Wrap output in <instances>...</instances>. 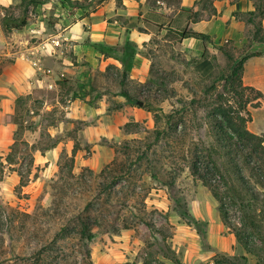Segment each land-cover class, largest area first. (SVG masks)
Masks as SVG:
<instances>
[{
	"label": "rangeland",
	"instance_id": "374dc122",
	"mask_svg": "<svg viewBox=\"0 0 264 264\" xmlns=\"http://www.w3.org/2000/svg\"><path fill=\"white\" fill-rule=\"evenodd\" d=\"M37 1L19 30L23 0H0V77L19 56L43 58L79 12L114 0ZM248 1L237 13L248 42L227 46L235 60L248 55L245 90L218 81L234 66L223 52L194 60L168 32L139 49L103 47L111 61L88 81L64 76L14 104L0 99V123L15 124L17 113L22 122L0 140V157L22 142L0 176V264L264 263V231L250 225L264 210V143L256 154L246 136L264 138V50L248 54L264 15Z\"/></svg>",
	"mask_w": 264,
	"mask_h": 264
},
{
	"label": "crops",
	"instance_id": "0c3cea01",
	"mask_svg": "<svg viewBox=\"0 0 264 264\" xmlns=\"http://www.w3.org/2000/svg\"><path fill=\"white\" fill-rule=\"evenodd\" d=\"M174 2L178 5L173 6ZM247 2L114 0L109 6L101 4L88 15L79 12L67 28L50 37L51 43L43 58L34 61L31 56L18 57L15 67L0 77V99L7 105L14 104L17 96L28 95L43 84L57 87L64 76L88 81L94 69L99 68L104 74L103 64L111 61V58L105 60L102 47L139 49L149 45L156 34L160 37L168 32L176 35L179 50L194 60L203 58L209 51L221 52V48L232 41L238 46L248 42V26L237 17V13L248 10ZM147 20L149 22H145ZM183 33L202 34L209 39L204 41ZM43 59L52 64L49 69L43 68ZM15 126L0 123V140L8 141Z\"/></svg>",
	"mask_w": 264,
	"mask_h": 264
},
{
	"label": "trees",
	"instance_id": "16d2710c",
	"mask_svg": "<svg viewBox=\"0 0 264 264\" xmlns=\"http://www.w3.org/2000/svg\"><path fill=\"white\" fill-rule=\"evenodd\" d=\"M258 2L260 4V6H256V9L260 10L261 13L264 15V8L262 6L264 0H258ZM39 3H41V1H37V0H23V2H22L23 17H22V19L17 21V25H15L17 29L21 30V29H23L24 27H26L28 25L29 9H30L31 6H36ZM256 17H257V15L255 13L250 14L249 17H248V22L253 24V25L261 26L262 24L260 22L256 21ZM188 34H190L192 36H197V37H199L201 39H206L207 38L205 35H202V34L183 33L184 36H186ZM257 39H259L258 41L260 43H264V32ZM227 46L222 47L221 48V52H223L226 55L227 59H229L230 61H232L234 63V66L230 67V72H229L228 75H221L218 78V81L219 82L220 81H225L226 84H233L235 86L238 85L241 89L243 88V90H245L243 85H242L241 70H242L244 62L247 60L248 55H246V56H244V57H242V58H240L238 60H235L232 51H229L227 49ZM101 49H102L101 51H104L103 47ZM107 49L108 50H112V49H115V48L108 47ZM236 64H238V65H236ZM247 90H250V91H253V92L255 91L253 88H250V87H248ZM261 96L262 95L260 94V97ZM17 111L18 110L16 109V112ZM20 117L21 116H19V114L17 113L16 117L14 119V123L18 126V129H20L21 126H22V122H21V118ZM229 123H230V120H229ZM234 128H235V126L232 125V124H230V125H228V127H226V129H228V130L229 129H233L234 130ZM240 128H241V125H240ZM240 131H241V129L238 132H240ZM222 132H224V129L222 130ZM246 136L250 137L251 141L256 142V143H254L253 150H255V153L257 154L261 150V146L264 143V138L260 139L258 137H255L253 135L251 136L249 134L246 135ZM246 136H245V140L248 139ZM257 143H259V144H257ZM20 144H22V142H20L19 139H16L14 144L10 148V152L6 155V157H0V176L4 175L5 172H6V164H5L4 160L7 162V165H9V166H13V165L17 164V162H18L17 161V154H18V148H19ZM57 144H58V141H56L50 148H55L57 146ZM26 148H27V150H29V152L31 154L34 151H38L39 150V149H37V147H35V146L34 147H30L29 145ZM40 151L42 152V150H40ZM30 166H33V158L30 161ZM13 171H16V170L14 169ZM28 173H29V176H25L24 174L19 173V176H20V182H19V186H18L19 188H22V187H25V186L28 185L31 171L29 170ZM201 178L206 179L205 177H201ZM253 199H254V201H252V200L249 201V203L252 204V205H254V204L256 205V203L260 201L259 197H257V196L253 197ZM257 210L259 211V209H257ZM250 219H251L250 225H251V227L253 229H256V230L258 229V232L264 231V210L263 211H259L258 215H255V217H251ZM84 232H86V229L84 230ZM88 238H91V236H88ZM88 256L90 258L89 254H88ZM241 260H242V264H248V260L245 257H242ZM228 262H229V264H235V263H231V261H228ZM222 264H226V263H222ZM261 264H264V263H261Z\"/></svg>",
	"mask_w": 264,
	"mask_h": 264
},
{
	"label": "water",
	"instance_id": "95a60500",
	"mask_svg": "<svg viewBox=\"0 0 264 264\" xmlns=\"http://www.w3.org/2000/svg\"><path fill=\"white\" fill-rule=\"evenodd\" d=\"M3 40V33L0 27V41ZM264 50V43L254 44L253 47L248 51V54L256 53Z\"/></svg>",
	"mask_w": 264,
	"mask_h": 264
}]
</instances>
